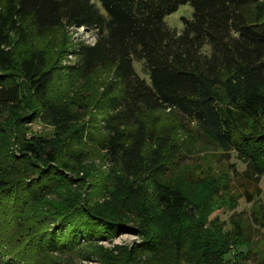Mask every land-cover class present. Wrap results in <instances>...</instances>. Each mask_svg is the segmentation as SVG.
<instances>
[{
    "label": "trees",
    "instance_id": "16d2710c",
    "mask_svg": "<svg viewBox=\"0 0 264 264\" xmlns=\"http://www.w3.org/2000/svg\"><path fill=\"white\" fill-rule=\"evenodd\" d=\"M185 5L193 9L192 18H182L181 31L172 29L166 17ZM59 26L94 33V43L73 50L77 61L67 68V75L83 79L99 68L112 66L119 91L108 95L106 104L118 113L116 121L137 123L146 111L175 110L206 131L223 151H234L253 173L264 174V0H4L0 8V109H18L22 87L27 86L50 122L66 130L79 119L67 106L59 108L48 100L54 67L49 54L32 37L34 31L40 34ZM221 93L229 102L227 107L221 105ZM235 112L258 120L263 130L241 133L234 122ZM145 141L143 134L133 136L113 125L102 143L103 150L120 159L125 178L133 179L132 185L120 179L117 192L112 193L115 199L138 195L137 179L161 167L159 151H154L157 158L153 162L143 155ZM22 150L27 156L57 160L58 149L52 139L32 136ZM13 163L18 165L13 164L11 170H20L22 164L15 159ZM56 170L48 166L28 173L26 169L16 181L8 180L4 171L0 173V254L13 237L21 248L15 254L4 253L9 257L4 264L25 261L27 251H56L65 245L73 249L80 235L96 237L132 229L118 218L72 209L55 217V228L46 234L31 237L34 231L28 230L20 233L26 239L5 237L7 223L1 216L5 209H12L6 214L10 215L8 221L21 222L13 218L59 189ZM151 184L152 204L143 207L141 217L146 241L129 253L148 247L159 254L162 249L157 246L168 242L177 255L192 256V264H226L228 241L234 246L239 243L233 234H224L213 222L207 226L204 204L181 187L158 177ZM257 222L264 227V207ZM234 228V236L240 234V228ZM170 255L165 256L166 264ZM241 260L227 262L240 264L247 255L242 254ZM170 263L181 262L176 256ZM117 264L128 262L119 260Z\"/></svg>",
    "mask_w": 264,
    "mask_h": 264
},
{
    "label": "rangeland",
    "instance_id": "374dc122",
    "mask_svg": "<svg viewBox=\"0 0 264 264\" xmlns=\"http://www.w3.org/2000/svg\"><path fill=\"white\" fill-rule=\"evenodd\" d=\"M3 2L0 0V8ZM192 15L191 6L185 5L166 17L165 21L172 29L181 31L182 18L190 19ZM32 37L35 44L49 54L50 66L54 67L48 100L59 108L67 106L79 120L66 130L56 127L27 86L22 87V101L18 109H0V167H9L5 171L2 168L0 173L4 174V171L8 180L16 181L22 178L21 173L26 169L28 173H35L38 168L49 166L50 169L57 168L60 179L58 190L44 201L30 206L28 214L26 211L13 218L21 222L8 221L10 215L6 214L12 209H5L1 216L7 223L4 225L7 230L3 234L5 237L14 235L24 239L27 236L20 233L28 230L34 231L31 237L46 234L55 228V217L72 209L112 216L132 229L116 234L103 232L96 237L80 235L79 244L73 249L65 245V248L56 251H27L25 261L15 264H117L119 260H126L128 264H166L165 256L169 253L171 259L167 264H171L176 256L180 264H192V256L177 255L172 249L173 244L168 242L157 246L162 249L159 254L149 251L148 247L134 254L129 253L145 244L146 233L141 231V217L143 207L152 204L151 180L157 177L165 183L181 187L194 200L204 204L207 226L213 222L224 234H233L232 237L239 243L234 246L228 241L224 263L229 264L228 260L242 261L241 255L246 254L247 260L240 264H264V227L257 222L264 207V174L253 173L234 151H223L206 131L175 110L146 111L139 116L137 123L116 121L118 113L106 104V97L119 91L112 66L99 68L83 79L76 80L67 75V68L77 61L73 50L80 44L94 43V33L89 30L59 26L40 34L34 31ZM135 66L140 72V64ZM112 89L116 90L110 93ZM220 95L221 105L227 107L228 100L222 93ZM233 115L241 133L263 130L258 120L252 121L239 112ZM113 125H120L133 136L143 134L146 138L143 155L150 162L157 158L154 151L162 154L161 167L137 179L140 191L136 196L112 197V193L117 192L120 179L127 185L133 184L132 178H125L120 159L102 149V143L110 135ZM32 136L55 140L57 160L48 162L44 158L27 156L22 146ZM14 159L22 164L17 172L11 170L13 164L18 165L13 163ZM234 227L240 228L237 229L240 234L234 236ZM5 240L9 241L8 238ZM18 245V240L13 237L9 247H3L0 264L9 258L4 253L20 251ZM184 252H188V245Z\"/></svg>",
    "mask_w": 264,
    "mask_h": 264
}]
</instances>
